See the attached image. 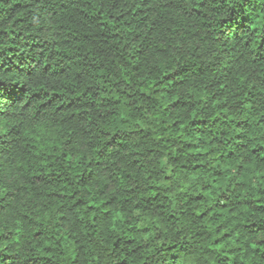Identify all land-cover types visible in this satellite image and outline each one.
<instances>
[{"label":"clouds","instance_id":"9594fccd","mask_svg":"<svg viewBox=\"0 0 264 264\" xmlns=\"http://www.w3.org/2000/svg\"><path fill=\"white\" fill-rule=\"evenodd\" d=\"M0 264H264V0H0Z\"/></svg>","mask_w":264,"mask_h":264}]
</instances>
